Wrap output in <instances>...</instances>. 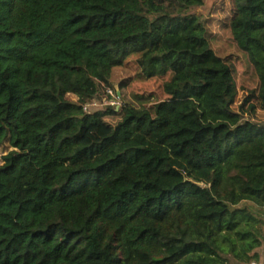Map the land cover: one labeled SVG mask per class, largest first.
Listing matches in <instances>:
<instances>
[{
	"label": "trees",
	"instance_id": "1",
	"mask_svg": "<svg viewBox=\"0 0 264 264\" xmlns=\"http://www.w3.org/2000/svg\"><path fill=\"white\" fill-rule=\"evenodd\" d=\"M205 1L0 0V264L264 258V0L228 23L239 106ZM131 57L167 99L85 112Z\"/></svg>",
	"mask_w": 264,
	"mask_h": 264
},
{
	"label": "rangeland",
	"instance_id": "2",
	"mask_svg": "<svg viewBox=\"0 0 264 264\" xmlns=\"http://www.w3.org/2000/svg\"><path fill=\"white\" fill-rule=\"evenodd\" d=\"M233 12L234 0H206L204 6L192 9L190 14L198 15L206 22L209 31L212 33V47L215 52L219 56L229 59L236 66L239 76V96L236 106H239L242 104L247 93L246 90L244 91L241 89V78H248L251 70L246 57L239 51L234 42L228 27ZM111 82L115 90H118L121 83L127 84V87L124 88L122 92L118 90V97H120L123 103L130 102L135 106H140L134 93L143 96L152 95L153 101H163L167 99V96L163 92L164 79L146 78L141 68L136 64V57H131L126 60L122 66L116 67L113 70ZM68 99L77 101L74 95H68ZM105 109L106 108H102L103 111ZM106 119L112 124H115L119 120V118L116 117H107ZM256 119L264 122V113L259 112ZM11 150L12 148L8 143H5L0 148V167L3 165L2 157ZM259 253L264 256V245L259 250Z\"/></svg>",
	"mask_w": 264,
	"mask_h": 264
},
{
	"label": "built area",
	"instance_id": "3",
	"mask_svg": "<svg viewBox=\"0 0 264 264\" xmlns=\"http://www.w3.org/2000/svg\"><path fill=\"white\" fill-rule=\"evenodd\" d=\"M123 105L122 100L118 97L112 89L105 90V100L100 102V100H94L84 106L85 112H90L92 109H101L108 107H117L119 109ZM250 264H264V258L259 261H252Z\"/></svg>",
	"mask_w": 264,
	"mask_h": 264
}]
</instances>
